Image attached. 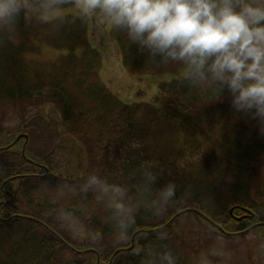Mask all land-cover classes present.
I'll use <instances>...</instances> for the list:
<instances>
[{
	"label": "trees",
	"instance_id": "1",
	"mask_svg": "<svg viewBox=\"0 0 264 264\" xmlns=\"http://www.w3.org/2000/svg\"><path fill=\"white\" fill-rule=\"evenodd\" d=\"M65 16L62 24L21 20L14 32H0V113L13 109L23 121L13 136L37 129L47 135V147L56 140L55 149H64L61 135L73 140L72 134L87 152L83 173L121 179L148 165L159 174V185H177L176 199L164 216L141 218L127 242L117 243L105 228L99 246L85 238V247L76 249L49 214L48 202L37 195L43 182L64 178L55 172L60 160L32 151L30 139L26 148L21 139L0 140V264H142L138 250L157 243L171 249L169 239L172 246L181 225L192 233L211 228L220 234L213 221L235 239L264 227V195L253 183L264 165V135L256 122L234 114L227 96L209 104L175 78L160 82L148 101H119L100 82L102 56L89 39L88 19ZM112 32L130 71L163 70L129 46L122 33ZM41 43L61 49V55L53 62L27 59ZM43 103L59 110L61 129L56 126L54 135V125L43 128L49 123L43 112L26 120L29 108ZM231 207L234 214L246 207L255 216L236 221L228 214ZM161 230L168 239L157 242ZM66 251L75 258H63Z\"/></svg>",
	"mask_w": 264,
	"mask_h": 264
},
{
	"label": "clouds",
	"instance_id": "2",
	"mask_svg": "<svg viewBox=\"0 0 264 264\" xmlns=\"http://www.w3.org/2000/svg\"><path fill=\"white\" fill-rule=\"evenodd\" d=\"M67 0H0V32L21 20L64 23ZM77 16L123 34L129 46L207 103L227 96L234 114L254 120L264 135V0H72ZM177 185H159V174L142 165L113 179L98 171L43 182L37 195L50 205L58 226L99 246L109 229L127 242L141 218H160L175 202ZM168 239L161 230L157 242ZM142 264H179L162 243L141 248ZM225 258L222 240L201 250L193 264Z\"/></svg>",
	"mask_w": 264,
	"mask_h": 264
},
{
	"label": "rangeland",
	"instance_id": "3",
	"mask_svg": "<svg viewBox=\"0 0 264 264\" xmlns=\"http://www.w3.org/2000/svg\"><path fill=\"white\" fill-rule=\"evenodd\" d=\"M64 12L65 15L77 14L73 4L64 6ZM87 33L92 44L101 52L102 62L98 70L100 82L119 98V101L125 103L148 101L158 93V84L160 82L169 81L174 78L177 79L176 74L178 70L176 68L148 73H135L130 71L123 63L119 42L115 39V34H113L112 29L108 26H98L97 21L88 19ZM61 53V49L41 43L38 50L27 54L26 57L33 62H53ZM41 112L46 114V120L49 122H46L43 128L47 129L54 125V128H51V131H53L52 134L54 135L56 126L61 129V126H59L60 113L54 105L43 103L37 107L29 108L26 113V117L28 118L26 120L29 121L35 114ZM22 123L21 116H17L15 112H13V109L0 113V125L3 126L0 130V140L7 141L12 139L15 130L19 128L18 126L22 125ZM19 135L20 137L18 138ZM70 136L73 140H77L72 134H70ZM13 139H21L20 145L22 148H26V142L30 139L31 145L29 148L32 151L36 153H51L55 161L59 159L60 163L58 168L55 169V172L63 177L67 176L75 179L83 173V169L87 167V152H82L79 142L71 140L67 133L61 135L62 145L65 146L64 149L60 147L55 149V145H57L56 140L54 141V147L53 143L50 144V147H47V135L39 132L37 129L36 131L34 130L32 134L21 131L17 133ZM100 155L99 152H96L93 156L95 159L99 160ZM191 157L195 158L199 156L198 154H193ZM181 162L184 163V160H181ZM261 171V176L259 178H254L253 183L259 185V193L260 195H264V165ZM63 231L70 236L69 241L75 248L78 247L82 249L85 247L86 243L89 244L88 240H86L85 243V237H76L65 230ZM176 231L177 238H175V243L171 246L172 242L169 239V247H171V250L178 256L179 264H193L194 257L201 250L208 248L217 240H222L224 243L225 258L218 260L216 264H264V243L260 241L264 239V227L257 229L255 235L248 234L241 239L225 236L221 231H219L220 234L212 232L211 228H209V230L203 229L200 233L197 230H193L192 233L190 232L189 225L186 224L176 227ZM131 247H133V244H131L130 248ZM63 258L75 257L66 251Z\"/></svg>",
	"mask_w": 264,
	"mask_h": 264
},
{
	"label": "water",
	"instance_id": "4",
	"mask_svg": "<svg viewBox=\"0 0 264 264\" xmlns=\"http://www.w3.org/2000/svg\"><path fill=\"white\" fill-rule=\"evenodd\" d=\"M20 137V135L18 136V138ZM245 213L244 214H242V215H240V216H236V215H234L233 214V210H234V208L232 207V208H230V210H229V214L231 215V217L233 218V219H235V220H237V221H240V220H242V219H245V218H247V219H252L253 217H254V212H252L250 209H248V208H241ZM216 226H218L217 224H216Z\"/></svg>",
	"mask_w": 264,
	"mask_h": 264
}]
</instances>
